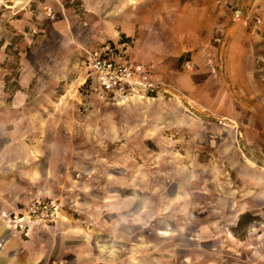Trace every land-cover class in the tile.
Wrapping results in <instances>:
<instances>
[{
  "label": "rangeland",
  "instance_id": "rangeland-1",
  "mask_svg": "<svg viewBox=\"0 0 264 264\" xmlns=\"http://www.w3.org/2000/svg\"><path fill=\"white\" fill-rule=\"evenodd\" d=\"M151 1L155 5V0H142L140 6L149 12ZM108 2L112 8L129 13L137 3ZM6 3L0 7V28H9ZM87 3L29 0L28 15L24 14L30 47L23 51L31 64L39 57L50 65L49 72L35 78L31 101L61 105L56 114L46 113V119L55 117L61 122V145L69 166L64 186L86 183L85 171L91 167L97 175L104 170L125 175L120 195L127 205L132 204L134 194L141 195L142 209L136 214L141 226L135 231L136 245L133 230L128 236L131 240L125 241V264H263L251 255L252 245L259 240L248 230L252 225L260 226L264 215L247 208L252 198L248 191L256 187V175L260 179L264 173V28L254 29L253 49L243 57L235 81L218 79L206 87L189 89L190 97L177 86L160 97L157 93L115 96L101 92L87 80L76 86L69 83L72 77L87 76L89 51L96 48L77 43L73 28L87 20L98 25L100 17L87 12ZM226 6L222 9L223 24L253 20L251 9L234 2ZM236 6L244 8L241 19H234ZM110 14L112 11L106 12V17ZM14 17L21 19V13ZM58 21L66 28L63 35L53 28ZM5 37L4 33L1 42ZM239 39H245L243 33ZM21 41L20 35H13L14 43L8 50L13 62L2 59L0 63L1 77L10 89L17 87ZM0 52V57H5L1 47ZM188 56L183 53L179 57L180 71L195 68L191 62L186 66ZM57 67L59 71L68 67L73 74L56 82L52 77ZM210 94L219 95L213 98ZM107 195L111 206L118 204L117 194L105 193L104 199ZM59 199L62 206L69 207L66 191ZM135 246L137 256L129 257L133 252L128 251Z\"/></svg>",
  "mask_w": 264,
  "mask_h": 264
},
{
  "label": "crops",
  "instance_id": "crops-1",
  "mask_svg": "<svg viewBox=\"0 0 264 264\" xmlns=\"http://www.w3.org/2000/svg\"><path fill=\"white\" fill-rule=\"evenodd\" d=\"M5 1L7 23L8 18L11 19L9 28H0V47L5 50L0 63L2 59L13 62L8 50L14 43V34L21 36L18 44L22 51L17 87L7 88L0 74V264H56L58 261L64 264H125V241L131 240L128 236L133 230L132 240L136 245L135 231L141 226L136 218L142 209L141 195L134 194L132 204L127 205L125 200L121 201L124 195H120V187L126 185L125 175L111 174L107 170L97 175L91 167L85 171L86 183L64 186L63 177L67 176L69 166H66L67 155L61 145V122L55 117L50 121L46 119V113L56 114L61 105L31 101L35 78L49 72L50 65L39 57L36 64H31V58L23 51L30 47L24 19L28 15L29 0H0V7ZM86 1L87 12L100 18L98 25L93 20L77 22L73 27L76 42L96 48L110 47L112 55L124 53L134 61L147 64L153 78L166 85L157 93L159 97L164 92L172 93L175 86L181 87L183 95L190 97L189 89L206 87L218 79L237 80L236 71L243 57L253 49L254 29L264 28V0H155L156 6L152 1L149 3V12L140 6L142 0H136L131 13L112 8L108 0ZM227 2L251 9L253 20L223 24L221 17ZM111 11L106 17V12ZM19 12L21 19L14 17ZM259 16L263 17V22L257 25L255 19ZM53 28L62 35L66 32L60 21L54 22ZM4 33L5 41L1 42ZM241 33L244 40L239 39ZM183 53L189 55L193 70L177 68ZM73 66L77 70L78 62ZM67 68L59 71L57 67L52 77L54 81L73 74ZM86 71L87 76L72 77L70 85H80L87 80L101 92L120 95L102 89L89 65ZM39 92L38 89L37 97ZM133 95L148 96L147 93ZM218 95L210 94L213 98ZM205 109L211 108L205 105ZM260 177L256 175V187L248 191L252 198L247 210L252 213L260 210L264 215V173ZM64 191L69 194V207L60 202L58 217L51 223L35 224L27 233L10 226L8 216L23 210L31 200L56 198L60 201ZM109 192L117 194V205L113 202L111 206L109 195L104 199V194ZM248 234H257L259 240L252 245L251 255L264 261V217L261 225H252ZM128 252H133L128 256L135 258L136 246Z\"/></svg>",
  "mask_w": 264,
  "mask_h": 264
},
{
  "label": "built area",
  "instance_id": "built-area-1",
  "mask_svg": "<svg viewBox=\"0 0 264 264\" xmlns=\"http://www.w3.org/2000/svg\"><path fill=\"white\" fill-rule=\"evenodd\" d=\"M234 19L244 17V9L236 7L233 11ZM257 25L263 22V17L255 19ZM110 47L94 48L89 51V66L96 77L99 86L108 92L117 94H154L162 90L164 83L153 78L149 66L134 61L124 53L112 55ZM190 67L191 63L186 62ZM61 203L56 198H42L31 200L23 210L11 213L8 222L14 230L27 233L35 224H49L59 214ZM56 264H64L58 261Z\"/></svg>",
  "mask_w": 264,
  "mask_h": 264
}]
</instances>
